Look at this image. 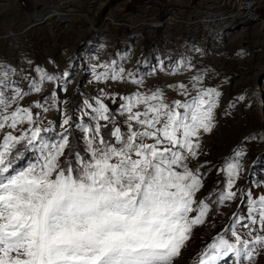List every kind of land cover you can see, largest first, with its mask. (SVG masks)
Returning a JSON list of instances; mask_svg holds the SVG:
<instances>
[{"label":"snow or ice","instance_id":"obj_1","mask_svg":"<svg viewBox=\"0 0 264 264\" xmlns=\"http://www.w3.org/2000/svg\"><path fill=\"white\" fill-rule=\"evenodd\" d=\"M112 63L97 80L127 76L133 84L143 83ZM34 72L35 77L15 80L16 69L0 66V264H178L193 229L211 211L208 202L197 200L202 175L188 161L197 158L201 132L215 127L221 92L203 87L201 73L192 77L195 95L183 84L176 86L188 97L184 102L167 103L159 89L120 97L124 103L117 112L124 130L98 97L95 106L85 102L88 122L74 123L75 113L63 112L61 131L49 138L54 129L41 126V111L51 110L56 93L30 107L21 102L57 78L38 66ZM73 128L83 134L76 146ZM249 139L264 141V134ZM25 153L32 161L18 167ZM244 156L237 150L226 161L225 184L214 201L218 206L237 199ZM240 201L242 212L232 214L195 264H253L264 253V194L253 198L249 190Z\"/></svg>","mask_w":264,"mask_h":264},{"label":"rangeland","instance_id":"obj_2","mask_svg":"<svg viewBox=\"0 0 264 264\" xmlns=\"http://www.w3.org/2000/svg\"><path fill=\"white\" fill-rule=\"evenodd\" d=\"M252 2L256 5L246 7ZM239 4L240 0H0V66L16 69L15 80L35 77L37 66L57 78L44 85L42 93L21 102L30 107L56 93L51 110L41 111V126L54 129L47 133L49 138L61 131L63 112L75 113L74 123L88 122L85 102L95 106L98 97L124 130V117L117 112L124 103L120 97L159 89L167 103L184 102L188 97L176 86L183 84L195 95L192 77L201 73L203 87L221 92L215 127L201 132L197 158L188 161L189 168L202 175L197 200L208 202L211 211L206 222L193 229L181 264H195L201 249L231 223L232 214L242 212V193L251 190L253 198L264 194V141L245 140L264 134V0L240 4L248 21L236 15ZM112 62L143 83L133 84L127 76L121 81L97 80V73L110 72ZM21 86L26 90L28 83ZM82 135L71 129L73 146ZM237 150L245 153L234 188L238 197L218 206L214 201L225 184L222 169ZM31 161L25 153L17 166ZM253 264H264V253L256 255Z\"/></svg>","mask_w":264,"mask_h":264},{"label":"built area","instance_id":"obj_3","mask_svg":"<svg viewBox=\"0 0 264 264\" xmlns=\"http://www.w3.org/2000/svg\"><path fill=\"white\" fill-rule=\"evenodd\" d=\"M244 1H245V0H240V4H243ZM248 1H252V0H246V3H247ZM240 4H239V7H238V11H237L238 14H236V15H237L238 17H241V18L246 19V20L248 21V17H247L246 15H242V14H241L242 12H241L240 10H242V8H241ZM253 5H256V4H254V3L252 2L251 4H246V7H250V6H253ZM242 7H243V5H242Z\"/></svg>","mask_w":264,"mask_h":264},{"label":"bare ground","instance_id":"obj_4","mask_svg":"<svg viewBox=\"0 0 264 264\" xmlns=\"http://www.w3.org/2000/svg\"><path fill=\"white\" fill-rule=\"evenodd\" d=\"M183 256H184V253L182 252V256L179 258L178 264H181L183 262Z\"/></svg>","mask_w":264,"mask_h":264}]
</instances>
